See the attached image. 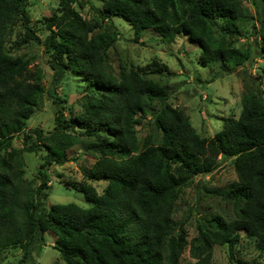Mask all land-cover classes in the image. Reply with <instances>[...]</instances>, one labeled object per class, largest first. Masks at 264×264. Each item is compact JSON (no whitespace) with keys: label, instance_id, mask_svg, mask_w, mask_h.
<instances>
[{"label":"trees","instance_id":"1","mask_svg":"<svg viewBox=\"0 0 264 264\" xmlns=\"http://www.w3.org/2000/svg\"><path fill=\"white\" fill-rule=\"evenodd\" d=\"M264 43V0H250ZM72 0H60L53 14L32 23L29 0H0V261L21 251L17 264H33L32 250L49 233L64 264H210L215 247L235 258L241 235L264 255V96L255 79L246 86L237 119H223L213 138L199 136L183 109L168 104L172 88L150 76L162 71L112 70L109 50L117 40L112 17L125 20L134 42L151 31L165 43L184 36L200 49L199 64H220L230 72L251 65V45L238 48L248 19L236 0H103L83 19ZM40 44L58 79L76 75L89 88L83 111L64 115L62 102L54 129L26 133L27 121L44 94L34 57L17 54ZM264 53V46H262ZM228 70V71H229ZM74 78V77H73ZM149 117L143 141L136 127ZM22 148L13 146L15 138ZM84 144L95 158L85 180L75 186L91 204L44 207L49 166H62L70 150ZM38 155V186L27 180L23 155ZM231 158L236 181L209 193L225 204L221 214L202 217L188 239L185 222L174 218L183 188L217 167V156ZM93 183H105L99 193ZM238 264H245L237 261Z\"/></svg>","mask_w":264,"mask_h":264},{"label":"rangeland","instance_id":"2","mask_svg":"<svg viewBox=\"0 0 264 264\" xmlns=\"http://www.w3.org/2000/svg\"><path fill=\"white\" fill-rule=\"evenodd\" d=\"M72 7L81 17L90 20L96 17L92 9L102 8L103 0H72ZM243 7V14L247 22L242 26L240 36L234 38L236 47L252 46L254 56L251 65L230 72L224 66L215 64L210 67H201L199 64L200 49L190 43L184 36L177 37L172 43H165L162 38L151 31L141 35L138 43L134 42L131 26L122 18L112 17L117 29V40L109 50V63L112 70L118 71L120 65L126 68H142L146 71H162L150 76L162 84L172 88L168 104L177 109H183L189 117L195 132L204 138H213L222 130L223 119L232 117L237 119L241 111V99L246 86L251 89L250 79H255L262 89L264 96V53L261 40V28L255 21V8L250 0H236ZM60 0H29L27 7L33 24L39 26L42 19L50 17ZM17 54H27L34 57L32 67L39 68L43 73L42 85L44 94L35 108L34 115L27 121L26 133L34 129L44 134L54 129V118L58 110V101L62 102L64 115L67 118L76 116L83 111L89 88L79 76L67 75L63 79L57 78V73L51 71L47 65L48 55L40 44L24 46ZM229 70V71H228ZM74 77V78H73ZM149 117L144 118L136 127L139 141H143L151 133ZM13 146L22 148V140L15 138ZM84 144L70 150L68 157L74 159L62 166H49L45 173L50 182L48 197L44 207L49 209L54 205L75 204L83 209L91 207L83 194L75 186L80 185L86 178L89 169L95 162L91 154L83 152ZM26 179L38 186L37 180L40 160L34 153L23 155ZM232 159L223 154L217 156V167L213 174L207 177L194 178L191 185L182 189L180 198L175 204L174 218L177 222H185L188 239L196 237L198 221L205 216L221 214L225 204L209 193L212 190L226 191L231 183L236 181ZM75 185V186H74ZM100 193L105 183H93ZM241 239L235 250L234 260L229 259L226 247H215L210 264H264V255L255 249L254 240L240 234ZM22 259V252L9 251L2 256L0 264H17ZM33 264H64L60 260L59 252L54 248V238L47 233L40 245L32 250ZM188 251L181 260V264H192ZM30 264V263H27Z\"/></svg>","mask_w":264,"mask_h":264}]
</instances>
